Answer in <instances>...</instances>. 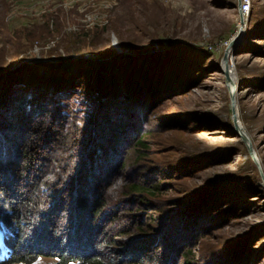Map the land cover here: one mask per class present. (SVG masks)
<instances>
[{
  "label": "rangeland",
  "instance_id": "374dc122",
  "mask_svg": "<svg viewBox=\"0 0 264 264\" xmlns=\"http://www.w3.org/2000/svg\"><path fill=\"white\" fill-rule=\"evenodd\" d=\"M239 24L238 0H0V75L8 72L0 78L2 92L19 90L14 83L20 81L26 82L21 93L31 81L41 91L40 82L57 81L45 96L51 103L34 117L40 129L35 141H46L40 144L48 159L75 152L78 158L87 147L77 131L72 149L63 148L67 131L75 134L74 124L79 125L76 116L84 115L88 131L96 116L106 122L108 111L118 107L144 111L134 115L149 149L139 159L130 152L125 173L158 185V191L146 196L151 209L125 205L128 222L145 226L118 236L120 243L159 232L169 236L168 247L175 246V228L187 229L186 221H195L188 238L180 234L191 251L179 264H264V183L234 131L222 63ZM226 39L219 51L207 48ZM232 47L237 118L264 175V0L251 1ZM57 98L60 105L53 101ZM62 104L71 107L70 114ZM53 129L62 131L56 142L48 140ZM115 155L107 160L115 161ZM50 162L37 161L33 169ZM59 188L48 199L54 204L49 216L67 198L65 219L73 205L79 209L82 194ZM114 191L120 193L121 181ZM80 206L87 217L88 204ZM37 227L25 230L22 242L36 238ZM5 235L0 224L2 256ZM56 261L40 255L29 264Z\"/></svg>",
  "mask_w": 264,
  "mask_h": 264
},
{
  "label": "trees",
  "instance_id": "16d2710c",
  "mask_svg": "<svg viewBox=\"0 0 264 264\" xmlns=\"http://www.w3.org/2000/svg\"><path fill=\"white\" fill-rule=\"evenodd\" d=\"M62 68L67 69L68 64L64 62ZM7 73L4 71V75ZM4 75H0V78ZM103 79L104 75H101ZM53 81L51 86H44L40 82L42 91L33 81L29 84L30 89L22 93V86L26 84L24 81L14 83L19 85L20 91L12 86L13 90L7 88L5 95L0 88V224L6 231L4 246L7 250L4 256L0 251V264H29L40 255L56 258L54 264H179L181 258L187 259L191 249L180 234L188 238L192 228L198 225L195 221H186L187 229L175 228L179 238L175 239V246L168 247L171 241L169 236L159 232L131 238L130 242L117 241L118 236L131 234L134 230L141 231L145 226L140 220L128 222L129 213L122 215L125 205L139 207L144 204L148 206L146 209H151L146 196H155L158 191V185H149L125 173L129 166V153H136L139 159L149 149L144 139L145 133L141 131L143 127L140 128V122L135 121L134 115H142L144 111H138L139 107L131 111L129 105L127 109L118 107L108 111V120L105 122L102 117V123L97 116L95 119L91 116L93 120L88 131L87 125L83 124L84 115L83 118L76 116L79 125L74 124L75 134L67 131L66 146L63 148L72 149L77 131L82 134L87 147L78 158L79 154L75 152L57 157L54 161L48 159L41 145L46 141L38 142L42 137L35 141V132L40 129L34 119L43 113L46 103H51L45 96L48 88H56L57 81ZM53 94L59 97L60 90ZM57 99L53 101L60 105L61 98L59 101ZM135 100L139 104L142 99L135 96ZM62 109L66 114L71 112V107L67 105L62 104ZM62 124L63 129L65 120ZM52 132L48 140L56 142L62 137V131L53 129ZM36 148L41 151L33 152ZM114 154L117 155L115 161H108ZM46 160L51 161L50 165L33 169L37 161L44 166ZM73 162L75 165H72ZM118 181H121L120 193L114 191ZM61 186L72 188L75 197L77 191L82 194V200L78 202L88 204L87 217L80 212L79 204V209L73 205L63 219V212L68 206L67 198L62 200V208L49 216L54 204L49 205L48 199H52ZM61 216L62 227L59 225ZM36 227L37 237L22 242L23 232ZM116 245L120 246L115 248ZM159 248H165L163 254L158 252Z\"/></svg>",
  "mask_w": 264,
  "mask_h": 264
},
{
  "label": "water",
  "instance_id": "95a60500",
  "mask_svg": "<svg viewBox=\"0 0 264 264\" xmlns=\"http://www.w3.org/2000/svg\"><path fill=\"white\" fill-rule=\"evenodd\" d=\"M240 7L241 4L238 0V10H239V18H240V24L238 27V33L237 35L231 39V41L227 44L224 53H223V57H222V63H223V67H224V75H225V79L227 82V85L229 87V95H230V107H231V116H232V122H233V126H234V131L235 133L242 139V141L245 143L246 147L248 148V150L250 151V153L254 156L256 165L258 167L262 182L264 183V175L263 172L261 170L260 167V163L258 161V159L255 157V153L254 150L250 144L249 139L244 135V133L241 131V126L239 124L238 118H237V113H236V109H235V103H236V99H235V91H236V85L235 82L230 74V68H229V61L231 60L232 56L234 55V49L232 47V45L235 43V41L237 40L238 37H240L243 33V28H244V20H243V16L240 12Z\"/></svg>",
  "mask_w": 264,
  "mask_h": 264
},
{
  "label": "built area",
  "instance_id": "2783aa9c",
  "mask_svg": "<svg viewBox=\"0 0 264 264\" xmlns=\"http://www.w3.org/2000/svg\"><path fill=\"white\" fill-rule=\"evenodd\" d=\"M251 1L252 0H239L241 7H240V12L243 16V20L245 21V19L247 18V16L249 15V12L251 11ZM227 41L221 42L218 45H207L208 49H213L215 51H219L220 48L223 46V44H226Z\"/></svg>",
  "mask_w": 264,
  "mask_h": 264
},
{
  "label": "bare ground",
  "instance_id": "6f19581e",
  "mask_svg": "<svg viewBox=\"0 0 264 264\" xmlns=\"http://www.w3.org/2000/svg\"><path fill=\"white\" fill-rule=\"evenodd\" d=\"M243 30H244V28H243ZM229 68H230L229 70H230L231 76L234 77V69H233V67L232 66H229ZM241 131L244 133V131L242 129H241Z\"/></svg>",
  "mask_w": 264,
  "mask_h": 264
}]
</instances>
